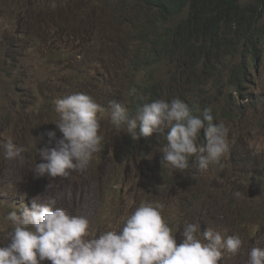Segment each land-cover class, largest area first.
<instances>
[{
  "label": "rangeland",
  "instance_id": "1",
  "mask_svg": "<svg viewBox=\"0 0 264 264\" xmlns=\"http://www.w3.org/2000/svg\"><path fill=\"white\" fill-rule=\"evenodd\" d=\"M47 1L0 0V141L11 138L26 153H34L41 161L37 149L48 144V137L39 138L58 129L54 124L58 119L54 110L57 99L75 92H90L105 108L108 101L116 100L122 102L131 114L132 104L126 99V95H132L131 90H127L130 85L144 84L152 74L168 85L170 78L167 75L171 73H177L175 78L180 79L179 74L190 75L195 69L203 70L207 66L215 68V72L186 91L188 94L179 91L174 95H185L191 102L197 99L206 105L213 104L220 114L228 112L226 102L236 94L230 89L226 76L233 67L229 71L223 61L218 64L215 58L203 54L198 61L177 54L175 61H160L150 71L144 70L140 62L129 67L130 58L150 46L147 38L136 36V22L131 20L137 15V1ZM242 2L249 7L258 4V0ZM53 3L55 7H52ZM26 4L31 12L47 6L44 27L36 23L31 30L24 32ZM232 39L238 42L240 36ZM16 44L25 50L18 61L12 63L10 50ZM54 45L56 51L52 54ZM224 54V60L231 59L230 55ZM77 56L81 58L77 59ZM238 61L235 59L234 64ZM251 70L256 88L253 91L248 89L247 95L244 92L245 100L241 94L236 96L238 106L249 103L245 111L254 133L250 135L247 126L241 131L232 129L238 120L227 127L230 152L220 163L209 164L206 170L199 171L193 156L186 170L162 169L159 148L167 143L165 137L169 129H165L163 136L139 142L133 150L124 129L117 131L109 124L106 112L98 113L103 136L101 148L106 149L105 153H95L84 172H73L66 188L53 191L45 201L55 198L57 207L72 215L86 216L90 222L87 239L100 234L101 224L105 230L109 226L119 230L118 224H123V220L141 203H160L164 205L162 216L175 229L178 244L182 241L183 225L187 221L196 224L200 234L211 227L220 230L224 237L232 232L239 235L249 250L264 247V61L261 69ZM215 82L220 86L214 85ZM250 94L252 103L248 97ZM61 137L62 133L57 132L56 138ZM52 143L55 145V140ZM8 163L33 170L28 158L8 162L0 155V170ZM147 165L159 168V171L152 173ZM159 172L163 174L160 178L157 177ZM4 176H0V246L8 242L5 237L11 230L3 221L4 215L13 210L21 211L18 205L20 195L14 197L9 193L10 179ZM47 182L48 178L43 177L29 183L27 189L34 191L31 196L41 198L54 187L69 181L55 182L48 192ZM82 184L88 187L86 193L74 196L72 188ZM237 191L241 193L239 197L234 196ZM25 196L22 195L24 199ZM240 219L249 226L235 231ZM41 264L51 262L45 260Z\"/></svg>",
  "mask_w": 264,
  "mask_h": 264
},
{
  "label": "clouds",
  "instance_id": "2",
  "mask_svg": "<svg viewBox=\"0 0 264 264\" xmlns=\"http://www.w3.org/2000/svg\"><path fill=\"white\" fill-rule=\"evenodd\" d=\"M134 1H137L138 9L144 8L140 25L156 23V13L145 1ZM67 4H70L69 1ZM251 6L263 14L261 23L264 24V0H258L257 5L253 3ZM46 7L31 12L26 4L24 32L31 30L36 23L42 27L47 24ZM52 7H55L54 3ZM246 45L248 53L245 58L250 59L246 60L247 64L251 69H261L264 30ZM54 49L55 45L51 48L52 54L56 51ZM24 50V47L16 44L10 50V61L16 63ZM80 58L77 56V59ZM148 78L146 83L137 84L138 88L135 85L130 93L132 95L128 96L130 101H135L131 103L132 114L122 102L116 100L108 101L105 108L87 92H75L57 99L54 110L58 119L54 123L62 137L57 139L55 131L41 135V140L45 135L48 137V144L37 149L42 162L34 153H26L11 138L0 141V155L5 161L28 158L33 169L8 163L0 170V176L6 175L10 179L9 193L20 195L21 199V211L13 210L3 217L11 230L5 237L8 242L0 246V264H41L45 260L51 264H264V247L249 250L239 235L232 232L224 237L220 230L211 227L200 234L197 225L187 221L183 225L182 241L178 244L175 229L162 216L164 205L160 203H141L123 220V224H118L119 230L111 226L105 230L101 224L100 234L87 239L90 236V222L86 216L72 215L64 208L57 207L55 198L45 201L53 191L66 188L73 172H84L95 153H105L106 149L101 148L103 136L100 134L98 113L106 112L110 125L117 131L123 128L133 140L139 142L163 136L165 129H169L165 137L167 143L159 148L162 169L186 170L190 158L195 156L196 167L203 171L209 164L220 163L230 152L227 127L230 128L235 121L214 119L211 106L204 108L199 115H193L192 109L180 96L171 101H154L152 93L160 91L157 86L161 78L154 74ZM141 86L143 88L139 90ZM171 95L174 96V93ZM247 129L250 135L254 133L252 125ZM144 137L149 138L144 141ZM54 140L55 145L52 143ZM161 175L158 173L157 177ZM43 177L48 178L47 192L55 182L63 179L69 182L54 187L41 198H35L31 196L34 191L27 189L28 184ZM87 188L86 184H82L73 187L72 192L74 196H82ZM23 194L26 195L25 199L21 196ZM240 195L238 191L234 193L236 197ZM236 224L235 231L249 226L242 219Z\"/></svg>",
  "mask_w": 264,
  "mask_h": 264
},
{
  "label": "trees",
  "instance_id": "3",
  "mask_svg": "<svg viewBox=\"0 0 264 264\" xmlns=\"http://www.w3.org/2000/svg\"><path fill=\"white\" fill-rule=\"evenodd\" d=\"M144 1L146 5L156 13L157 21L152 25H143L142 27L140 23L141 16L144 13V8H139L137 10V15H135V17L137 16V19L134 16L131 19L136 22V36L147 38L150 41V46L149 48L143 49L138 55L131 57L129 67H133L134 64L140 62L142 63L144 70L149 71L154 69V67L157 66V63L160 61L165 62L169 59L171 62L175 61L178 59L177 54H183V57H191L197 61L201 58V54H203V56H206L207 58H215L218 64H221V61H223V64L228 68L229 71L233 67L230 75L226 76L228 78V83L230 84V89L233 91V93L235 92L236 95L237 93L241 94L242 100L246 99L244 92H246L247 95L248 89L253 91L256 88L253 84L254 79H252L251 68L248 66L250 64H247L246 62V60L249 58H245L248 53L246 45L248 41H250L257 33L264 30V24L261 23L263 14L261 15L254 6L249 7L243 3L242 0ZM257 16L260 19L256 18ZM150 29H152V31ZM157 29L159 33L157 32ZM149 33L150 35L148 37ZM236 36H240V40L238 42H233L232 37L235 38ZM157 40L158 42H156ZM186 44H188L189 47ZM224 53L230 55L231 59L224 60L223 57L226 55ZM235 59H238L239 61L234 64ZM214 72L215 68L207 66L203 70L195 69L190 75L186 73L179 74L178 76H180V79L175 78L177 73H171L170 75H167L170 78L168 85H166L162 79L158 83L157 89L160 91L152 93V100L155 101L158 99H165L171 101V99L176 98L177 96H172L171 94L178 91L188 94L186 91L191 90L195 84L199 85V81L206 79L207 76H210ZM193 83L194 85L191 86L190 84ZM86 84L89 85L91 83ZM214 85L220 86L219 82H215ZM136 86L138 88V85ZM134 87L135 85H130L127 90H132ZM165 87L166 91L164 93ZM142 88V86L139 87V90H142ZM171 90H173L172 93H170ZM87 94L91 95L95 99H98L97 96L90 92H87ZM236 95H231L228 98V101L226 102V108L228 109V112L224 114H220L215 109L213 104L206 105L198 102L197 99L191 102V100L185 95H181L180 98L189 104L193 115H199L204 108L211 106L213 108L214 119L218 118L220 120H228L229 122L230 120H238V124L233 126L232 129L234 128L235 130L241 131L243 126H247L248 128V126L251 125L248 123V115L245 111V107L249 106V103H246L248 105L243 104L238 106ZM248 97L250 103H252V95L250 94ZM127 98L128 95H126V99ZM130 102L135 103L134 99ZM55 132H59V129H55ZM148 138L149 137H144V141ZM128 139L134 150L135 146H138V143L136 142L139 141L133 140L130 135ZM103 148L104 147H102V149ZM148 168L151 172H156V170L159 171V168L156 167L150 166Z\"/></svg>",
  "mask_w": 264,
  "mask_h": 264
},
{
  "label": "bare ground",
  "instance_id": "4",
  "mask_svg": "<svg viewBox=\"0 0 264 264\" xmlns=\"http://www.w3.org/2000/svg\"><path fill=\"white\" fill-rule=\"evenodd\" d=\"M127 1H128V0H127ZM134 2H135V1H134ZM132 3H133V1H132ZM135 3H136V2H135ZM120 6H121V5H120ZM122 9H123V8H122ZM124 9H125V6H124ZM129 10H130V9H129ZM127 11H128V10H127ZM133 12H134V11H133ZM138 16H139V15H138ZM134 17H135V16H134ZM135 18L137 19V16H136ZM138 18H139V17H138ZM177 19H178V18H177ZM182 20H183V19H182ZM139 21H140V20H139ZM172 22H173V20H172ZM176 22H177V21H176ZM174 23H175V22H174ZM138 24H139V22H138ZM167 24H168V23H167ZM169 24H170V23H169ZM150 25H152V24H150ZM163 25H164V24H163ZM165 25H166V24H165ZM172 25H175V24H172ZM177 25H178V24H177ZM160 26H161V24H160ZM166 26H168V25H166ZM142 27H143V26H142ZM158 27H159V26H158ZM170 27H172V26H170ZM173 27H174V26H173ZM176 27H177V26H176ZM176 27H175V28H176ZM149 28H150V27H149ZM147 29H148V28H147ZM153 29H154V28H153ZM155 29H156V28H155ZM168 29H169V28H168ZM150 30L152 31V29H150ZM161 30H162V29H161ZM151 31H150V32H151ZM159 31H160V30H159ZM154 32H155V30H154ZM154 32H153V33H154ZM157 32H158V29H157ZM158 33H159V32H158ZM155 34H156V33H155ZM168 34H169V32H168ZM149 35H150V33L148 34V37H149ZM161 35H162V34H161ZM161 35H160V36H161ZM167 36H168V35H167ZM167 36H166V37H167ZM155 37H156V36H155ZM164 38H165V37H164ZM168 38H169V37H168ZM192 38H193V37H192ZM196 38H197V37H196ZM155 39H156V38H155ZM161 39H162V38H161ZM188 39H189V38H188ZM208 39H209V38H208ZM208 39H207V40H208ZM162 40H164V39H162ZM162 40H160V41H162ZM165 40H166V39H165ZM199 40H201V39H199ZM207 40H206V41H207ZM186 41H187V40H186ZM190 41H191V40H190ZM196 41H197V40H196ZM210 41H211V40H210ZM156 42H158V40H157ZM156 42H155V43H156ZM183 42H184V41H183ZM188 42H189V40H188ZM190 43H191V42H190ZM212 43H213V42H212ZM220 43H221V42H220ZM176 45H177V43H176ZM182 45H183V44H182ZM186 45L188 46V44H186ZM179 46H180V45H179ZM184 46H185V45H184ZM187 46H186V48H187ZM165 47H166V46H165ZM188 47H189V46H188ZM221 47H222V46H221ZM170 48H171V47H170ZM186 50H187V49H186ZM218 50H219V49H218ZM248 66L250 67V65H248ZM249 73H250V72H249ZM236 80H237V79H236ZM239 84H240V83H239ZM54 124H55V123H54ZM52 127H53V126H52ZM30 138H32V137H30ZM28 140H29V139H28ZM33 140H34V139H33ZM22 145H23V144H22ZM5 166H6V165H5ZM24 167H25V165H24ZM2 170H3V169H2ZM5 176H6V175H5ZM5 176H4V178H5ZM3 180H4V179H3ZM8 181H9V180H8ZM6 183H7V182H6ZM3 185H4V184H3ZM8 191H9V190H8ZM2 192H3V191H2ZM21 196H22V195H21ZM14 197H15V196H14ZM14 197H13V198H14ZM25 197H26V196H25ZM1 198H2V197H1ZM4 202H5V201H4ZM15 203H16V202H15ZM18 205H19V204H18Z\"/></svg>",
  "mask_w": 264,
  "mask_h": 264
}]
</instances>
